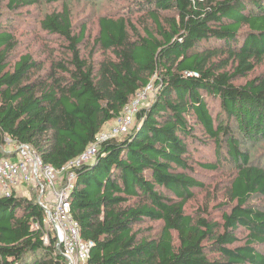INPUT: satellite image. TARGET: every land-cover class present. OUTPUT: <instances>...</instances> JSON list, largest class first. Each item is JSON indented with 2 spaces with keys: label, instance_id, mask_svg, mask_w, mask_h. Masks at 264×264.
Returning <instances> with one entry per match:
<instances>
[{
  "label": "trees",
  "instance_id": "1",
  "mask_svg": "<svg viewBox=\"0 0 264 264\" xmlns=\"http://www.w3.org/2000/svg\"><path fill=\"white\" fill-rule=\"evenodd\" d=\"M39 1L0 0V157L15 153L10 137L60 169L149 82L156 87L131 130L75 168L72 213L94 241L87 264H264V164L255 157L264 143V0H124L100 13L94 37L74 21L76 0H43L60 6L36 24L60 44L47 60L14 57L15 21ZM209 97L220 100L216 115ZM198 126L217 161L194 159ZM196 164L232 170L219 218L208 206L187 210L205 186ZM38 195H0V264H68ZM146 220L160 229L146 233Z\"/></svg>",
  "mask_w": 264,
  "mask_h": 264
},
{
  "label": "built area",
  "instance_id": "2",
  "mask_svg": "<svg viewBox=\"0 0 264 264\" xmlns=\"http://www.w3.org/2000/svg\"><path fill=\"white\" fill-rule=\"evenodd\" d=\"M155 91L154 83L149 82L123 107L109 130L98 133L94 142L60 169L44 162L31 144L15 143L12 138H6L15 154L0 157V195L21 193L23 186L38 191V201L47 214L46 227L53 229L68 264H87L94 244L93 240L81 236L80 225L72 213L71 194L77 179L75 168L91 162L103 141L127 134L134 126L137 112L150 104ZM44 240L49 241L47 231Z\"/></svg>",
  "mask_w": 264,
  "mask_h": 264
},
{
  "label": "rangeland",
  "instance_id": "3",
  "mask_svg": "<svg viewBox=\"0 0 264 264\" xmlns=\"http://www.w3.org/2000/svg\"><path fill=\"white\" fill-rule=\"evenodd\" d=\"M123 1L124 0H103L100 5L86 7L82 0H76L72 4L74 21L77 23V26L86 23L88 33L91 37H94L99 29L98 18L100 13L108 11ZM42 3H45V1L40 0L37 5L25 7L23 14H20L19 17H17L15 21L16 27H14V29L17 39L19 40V45L17 46V50L13 52L14 57H17L18 54L23 52H33L37 59L47 60L48 53H50L51 49L53 50L56 45L60 44V41L55 36L49 35L48 33L46 34V32L41 30L36 24L38 19L41 18L47 9L60 6V4L57 6L52 4V6L49 7L47 2L45 5ZM4 9L5 11L8 10L6 7ZM209 106L212 112L216 115L221 108L220 100L209 97ZM109 123L110 124L105 126L104 130H107L114 124L113 121H110ZM198 129L199 130L196 131L195 134L196 139L191 140L192 142L189 146L194 159L198 161V163L217 161L215 141L209 136V134L204 133L199 126ZM255 154L256 158L262 156L261 164H264V143L257 147ZM196 167L198 171L195 175L201 181H204L205 186L195 190V196L188 202L187 210L189 212H194L199 209L202 210L208 206L207 212L213 217L219 218L223 211L221 205L227 201L225 191L229 184L232 170L229 165L218 170L203 168L198 164H196ZM18 195L32 197L33 188L26 187V191L18 193ZM141 226L142 228H145L144 231L146 230V233L153 234L160 229L161 222L159 220H146Z\"/></svg>",
  "mask_w": 264,
  "mask_h": 264
},
{
  "label": "crops",
  "instance_id": "4",
  "mask_svg": "<svg viewBox=\"0 0 264 264\" xmlns=\"http://www.w3.org/2000/svg\"><path fill=\"white\" fill-rule=\"evenodd\" d=\"M109 122H110V121H109ZM109 122H108L107 124L104 125V128H105L106 125L110 124ZM113 122L115 123V120H113ZM113 125H114V124H113ZM113 125H112V126H113ZM112 126H110V127L108 126L109 128H108L107 130H109ZM102 131H104V129H103ZM11 147H13V146L8 144L7 149H8V150L13 149V148H11ZM14 154H15V153H14ZM14 154H10V155L13 156ZM10 155H8V156H10ZM75 182H76V181H75ZM21 191H22V192L26 191V186H23V187L21 188ZM17 195H18V194H17Z\"/></svg>",
  "mask_w": 264,
  "mask_h": 264
}]
</instances>
